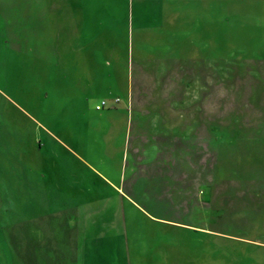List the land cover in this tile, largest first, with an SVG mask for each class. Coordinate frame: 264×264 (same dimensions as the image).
<instances>
[{
	"label": "rangeland",
	"instance_id": "374dc122",
	"mask_svg": "<svg viewBox=\"0 0 264 264\" xmlns=\"http://www.w3.org/2000/svg\"><path fill=\"white\" fill-rule=\"evenodd\" d=\"M39 1L0 0V264H264V10L84 0L135 51L49 52Z\"/></svg>",
	"mask_w": 264,
	"mask_h": 264
},
{
	"label": "crops",
	"instance_id": "0c3cea01",
	"mask_svg": "<svg viewBox=\"0 0 264 264\" xmlns=\"http://www.w3.org/2000/svg\"><path fill=\"white\" fill-rule=\"evenodd\" d=\"M134 1H125L124 3L127 13L129 10L130 27L132 28L133 21L135 19L141 20L138 16L143 15L138 10L147 9L150 5L161 10V12L169 10L162 3L169 0H136V3ZM89 2L84 0H40L39 2H32L37 9V15L34 18L35 23L44 26L43 31L50 35L49 52H99V49L102 52H134L135 48L130 32L127 33L126 39L119 34V24L115 25V21L118 19L116 15L111 17L110 24L101 22L102 20L98 16L93 15L92 17L84 11V9L89 8ZM174 2L193 6L192 8L195 10L189 13H179L180 21L190 18V14L194 15V13H197L199 17L196 19L200 23L203 14L205 19L210 21L216 19L217 16L212 10L219 5L236 9L239 12H242L240 10H244L246 7L257 8L258 11L264 10V0H177ZM26 3L29 4L30 8L31 1ZM110 4L112 5L111 8H120V3L118 2L110 1ZM197 9H205V12L202 14ZM145 15H148V13ZM139 24L140 27L137 28V34H142L141 31H147L146 28H149L146 25L147 23L145 27L142 26V23ZM19 32L22 34V30ZM21 41L19 42L18 40V52L27 49L23 43V37ZM32 52H42L41 46L40 48L38 46L37 48L34 47Z\"/></svg>",
	"mask_w": 264,
	"mask_h": 264
},
{
	"label": "built area",
	"instance_id": "2783aa9c",
	"mask_svg": "<svg viewBox=\"0 0 264 264\" xmlns=\"http://www.w3.org/2000/svg\"><path fill=\"white\" fill-rule=\"evenodd\" d=\"M107 105H108V104H107L106 101H101V103L97 105L96 109H97L98 111H100V110L106 108Z\"/></svg>",
	"mask_w": 264,
	"mask_h": 264
}]
</instances>
